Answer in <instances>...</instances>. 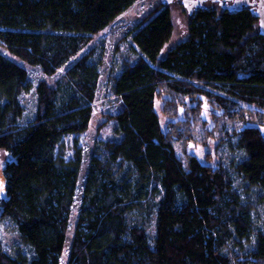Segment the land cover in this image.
<instances>
[{"label":"trees","instance_id":"16d2710c","mask_svg":"<svg viewBox=\"0 0 264 264\" xmlns=\"http://www.w3.org/2000/svg\"><path fill=\"white\" fill-rule=\"evenodd\" d=\"M137 1L0 0V150L11 155L0 227L20 242L6 249L0 232V264H63L78 198L68 264H264V132L233 130L234 158L212 166L178 154L156 109L168 94L169 113L188 98L230 117L243 103L264 111V35L252 11L199 9L188 37L162 54L175 25L161 3L131 32L135 59L111 74L121 105L113 139L87 159L75 140L68 157L64 138L89 129L105 66L88 46ZM32 67L65 71L33 86ZM33 87L27 119L22 96Z\"/></svg>","mask_w":264,"mask_h":264},{"label":"rangeland","instance_id":"374dc122","mask_svg":"<svg viewBox=\"0 0 264 264\" xmlns=\"http://www.w3.org/2000/svg\"><path fill=\"white\" fill-rule=\"evenodd\" d=\"M161 0H138L126 12L120 14L112 24L104 31L94 37L88 48L95 47L97 50L104 52L105 66L103 75L100 80V89L98 98L94 103V113L89 125V129L79 134H69L64 138L65 148L68 157L74 153V142H78V146L86 153V159L92 152L95 145H100L103 140L113 139L115 120L110 118L112 112L120 109V101L118 97L112 94L110 88L111 74H116L125 60H134V50L132 49L131 32L135 26L146 19L151 13L155 12L161 6ZM171 15L173 17L174 32L172 39L164 46L163 53L173 47L176 43L185 40L188 36V28L190 15L186 8L179 3H168ZM258 28V27H257ZM87 48V49H88ZM85 49L84 52L87 50ZM9 56H12L11 54ZM65 68L58 71L55 76L43 75L38 68H30L29 76L34 84L40 80L47 79L50 83H54ZM169 95H163L156 100V109L160 115L161 125L166 133L173 136L175 146H177L178 154L184 159L187 156L195 155L198 159L206 164L218 166L220 163H228L234 158L233 152L230 150L228 141L233 130L240 129L244 125H258L264 132V111L249 106L245 103L241 107L236 108L238 111L229 116V113L220 109L216 103L202 98L201 104L198 101H192L188 98L186 106H179L178 110L175 106L170 108V113L165 111V100ZM22 101L27 111V119L33 117L36 111L37 98L35 88L30 92H25ZM26 119V120H27ZM231 157V158H230ZM11 158L4 149L0 150V197L6 194V179L4 176L5 163ZM228 161V162H227ZM80 199L78 198L73 209L72 221L70 225L69 241L64 249L62 263L68 264L70 246L75 230L77 215L79 212ZM258 223L263 220L259 216L256 217ZM2 242L6 249L19 248L20 242L16 235L11 231L8 223L0 227Z\"/></svg>","mask_w":264,"mask_h":264},{"label":"flooded vegetation","instance_id":"af4514ba","mask_svg":"<svg viewBox=\"0 0 264 264\" xmlns=\"http://www.w3.org/2000/svg\"><path fill=\"white\" fill-rule=\"evenodd\" d=\"M165 2L168 0H164ZM238 1L240 0H169L168 3H179L183 8L185 7L188 14L193 16L195 12H197L199 9H206V8H212V9H219V10H235L238 7ZM248 4H243L242 9H248L252 10V8H256L260 0H248ZM163 3V0H161ZM165 4V3H163ZM169 5V4H168Z\"/></svg>","mask_w":264,"mask_h":264},{"label":"water","instance_id":"95a60500","mask_svg":"<svg viewBox=\"0 0 264 264\" xmlns=\"http://www.w3.org/2000/svg\"><path fill=\"white\" fill-rule=\"evenodd\" d=\"M169 1V0H168ZM168 1H164L163 3L168 5ZM248 4L249 1L248 0H240L238 1V7L236 9V11H239V9H241L243 7V4ZM235 11V10H234ZM254 15L257 17L258 19V29H259V33L264 35V0H260V2L258 3L256 8H252L251 10Z\"/></svg>","mask_w":264,"mask_h":264}]
</instances>
